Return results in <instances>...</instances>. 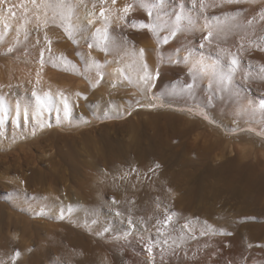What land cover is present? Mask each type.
Listing matches in <instances>:
<instances>
[{
	"label": "rangeland",
	"instance_id": "1",
	"mask_svg": "<svg viewBox=\"0 0 264 264\" xmlns=\"http://www.w3.org/2000/svg\"><path fill=\"white\" fill-rule=\"evenodd\" d=\"M128 3L0 0V264H79L62 253L74 237L100 245L102 264H264V197L243 204L211 171L227 160L264 170V108L227 101L238 105L212 118L180 67L163 71L153 34L155 69L132 66L136 32L110 38L118 54L105 61L107 31L127 25ZM142 162L159 180L123 194L121 178ZM81 176L100 191L89 216L76 209L87 202ZM53 234L58 244L45 245Z\"/></svg>",
	"mask_w": 264,
	"mask_h": 264
},
{
	"label": "bare ground",
	"instance_id": "2",
	"mask_svg": "<svg viewBox=\"0 0 264 264\" xmlns=\"http://www.w3.org/2000/svg\"><path fill=\"white\" fill-rule=\"evenodd\" d=\"M129 2L130 4H128L130 6L133 5V9L131 8L133 10L131 12L133 13L129 10L131 14L127 15L125 18L127 25L122 26L119 24V21H114L107 31V37L110 39L118 32H124L128 35L132 32H136L138 34V36H134L132 39L134 42L141 45V47L136 51V53L128 51V58L133 63L132 66L135 67V70L139 71L141 70L140 68L145 66L152 67L153 69L157 67L156 60L154 59V56H152V53L154 54L155 52V48H152L148 39L153 34L157 42L161 45V52L164 57L163 71L167 68H171L170 70L172 71V69H175L176 67V69L179 70L178 67H180L182 75L190 77L198 87L196 88L201 96H204V98L207 99L206 109L212 118L215 116L213 114L215 111L218 109L221 111V109L225 108L223 107L224 103L234 106L232 105L234 103L229 104L227 101L238 102V107H240L241 104L246 105L247 103L245 104L244 101L252 98L258 100L261 104L264 103V0H129ZM112 10L113 12L115 11L114 9ZM116 12L117 11L114 13ZM118 34L117 36H119ZM118 38L119 37L115 38V40ZM113 44L114 40L112 42L110 39L108 45L106 44L102 47V51L104 52L102 58L105 61L110 60L111 63L115 60L114 58H116V55L118 54L116 50V41V45L114 46ZM128 46H130V44ZM125 52L127 53V51ZM122 57L125 58V53H123ZM233 61L236 63L234 64ZM110 70L112 71L113 69L111 68ZM173 73L175 74V72ZM111 74L113 73L111 72ZM151 105L152 104H150V106ZM235 106L233 108H235ZM101 117L102 116L95 120V123L103 120ZM95 123L93 121L91 122V124ZM215 123L219 122L215 121ZM211 127L218 131V129L214 126ZM226 127L223 128L228 131ZM171 139L172 138H170V140ZM160 140L166 141L165 138H160ZM184 143L187 146V142ZM179 144H181V142ZM187 152H190V149H188ZM238 163L234 160H227L219 164L217 167L212 168L211 171H216L220 174L222 177V180L221 178L220 180L223 183V185H221L242 199L241 202L250 200V204L253 206L262 203L264 197V177L262 172L264 170L262 169V171L259 168L262 171L260 172L252 166H240V163L239 165ZM140 164L141 165H139V167L132 170V174L130 173V175H128L129 173L127 172V176L121 178L122 180H120L119 185L122 193H125V191L130 192L129 190H131L137 195H143L146 193L150 184L152 185V183L159 180L157 175H154L155 173H153L155 171H151V165L149 166L147 162H142ZM253 166L255 167L256 163ZM107 168H109V176L115 177L116 170L114 167L110 165ZM91 169L92 166L89 171ZM92 170L95 174L96 171H94V169ZM189 172L192 178L195 179L197 177L195 172ZM76 181H78L81 190L85 191L82 193H85V198L87 199V202L83 201L85 205H80L76 209L78 210L77 212L84 213L88 210L89 206H93V204H95L93 202V204L89 202V198L92 197L91 199H93L94 196H97L96 192L99 193L100 191H96L95 189L97 187L93 188L88 180L84 179L82 176L80 178L78 177ZM120 195L122 194L120 193ZM139 203H137V205H139ZM244 203L246 202H243V204ZM141 204L144 206L142 202ZM134 208L137 209L136 207ZM241 209H239V211H241ZM138 210H140V208ZM141 211H137L135 214L137 215V213H140ZM147 211V213L150 214L149 209ZM243 212L244 211L242 210V213ZM242 213L240 214L242 215ZM85 214L87 215L88 213H84V215ZM90 214H92V212ZM141 214H143V212L139 215L141 216ZM244 216H246V214ZM75 218L74 220L77 219ZM198 224L199 223H197V225ZM195 225L196 223L194 226ZM199 226L200 225L197 227ZM195 230L197 229L194 228V231ZM199 231H201V229ZM199 231H196V234L199 233ZM200 235H203V238L205 237V234H202V232L199 233V238ZM74 238L78 240L77 243H75L74 246L69 247L65 245L66 247L62 250V253L66 257L79 264H100L102 262L101 254L104 252V249L100 245L95 243H90L88 245L83 242L82 239L78 237ZM58 240L57 235H49L44 244H55ZM123 240V243H125V239ZM127 244L129 243L127 242ZM240 245H244V242ZM248 251L249 250L247 249L245 252V259L251 258V261H259L262 263V261H260V257L262 255L258 254V251L254 253H249ZM263 252L264 247L261 248V253ZM202 256L204 257V255ZM105 261H107V258ZM105 263L106 262H104V264Z\"/></svg>",
	"mask_w": 264,
	"mask_h": 264
},
{
	"label": "snow or ice",
	"instance_id": "3",
	"mask_svg": "<svg viewBox=\"0 0 264 264\" xmlns=\"http://www.w3.org/2000/svg\"><path fill=\"white\" fill-rule=\"evenodd\" d=\"M125 11H127V9H125ZM233 63L235 64L236 62L235 61H233ZM260 107L261 108H264V103H262L261 105H260ZM19 255V253H17V256Z\"/></svg>",
	"mask_w": 264,
	"mask_h": 264
}]
</instances>
